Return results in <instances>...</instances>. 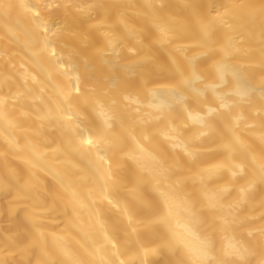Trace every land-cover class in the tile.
<instances>
[{"label":"bare ground","instance_id":"obj_1","mask_svg":"<svg viewBox=\"0 0 264 264\" xmlns=\"http://www.w3.org/2000/svg\"><path fill=\"white\" fill-rule=\"evenodd\" d=\"M0 264H264V0H0Z\"/></svg>","mask_w":264,"mask_h":264}]
</instances>
